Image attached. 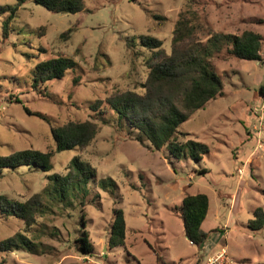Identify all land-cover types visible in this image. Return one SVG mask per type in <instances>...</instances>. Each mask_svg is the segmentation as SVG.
I'll return each mask as SVG.
<instances>
[{
    "label": "rangeland",
    "instance_id": "374dc122",
    "mask_svg": "<svg viewBox=\"0 0 264 264\" xmlns=\"http://www.w3.org/2000/svg\"><path fill=\"white\" fill-rule=\"evenodd\" d=\"M189 1L84 0L85 9L77 13H56L27 1L16 11L7 37L3 21L11 10L0 12V154L55 151L52 127L87 119L99 125L86 148L55 152L50 171L34 165L2 170L0 194L21 202L43 191L47 175L65 173L76 155L96 173L83 210L44 199L46 212L27 227L0 209V242L17 232L42 242L35 252L0 250V264H221L216 259L223 249L228 264H264V227L249 226L254 210L264 209V0H204L193 18L201 25L197 35L203 42L209 30L263 35L262 61L237 59L225 50L212 57L225 94L177 130L180 141L208 145L200 159L177 158L165 147L149 149L116 111L90 107L115 92L144 91L153 51L129 47L127 41L156 36L170 53L176 21ZM15 4L0 0V6ZM58 55L73 58L76 67L34 87L35 66ZM199 192L210 200L202 228L217 230L210 232L204 249L188 240L177 213L186 194ZM118 208L125 212L126 240L111 247ZM84 229L94 246L91 253L77 248Z\"/></svg>",
    "mask_w": 264,
    "mask_h": 264
},
{
    "label": "trees",
    "instance_id": "16d2710c",
    "mask_svg": "<svg viewBox=\"0 0 264 264\" xmlns=\"http://www.w3.org/2000/svg\"><path fill=\"white\" fill-rule=\"evenodd\" d=\"M27 1L42 5L56 13H77L85 9L84 0H16L11 6H0V12L11 10L3 21V35L8 36L10 23L16 15L19 6ZM203 0H190L188 10L181 13L176 21L171 41V52L163 47V40L152 35H140L137 39L127 41L129 47L139 44L153 51L148 61L149 74L141 86L143 92L133 90L112 93L105 100L98 99L90 107L93 111L113 109L119 119H125L127 125L136 130V139L147 148L161 150L164 147L177 158L200 159L209 151L206 143L177 138L178 127L210 100L223 96L224 83L220 74L214 68L211 59L224 50L237 59L262 61L261 54L263 35L253 30L242 33H225L208 31V38L203 42L198 38L201 28L199 23L193 24V18L199 16ZM162 18L161 16H156ZM70 30H68L69 32ZM77 62L68 56L58 55L38 62L33 71V86L46 83L55 78H62L69 69L75 68ZM262 93L264 86L261 87ZM99 131L97 122L69 121L63 125L52 127L55 140V151H42L35 148L16 150L9 154H0V175L4 168H16L21 165H34L44 171L53 167L52 159L55 152L66 149H84L93 141ZM149 142V143H148ZM205 171V169L203 170ZM95 167L88 161L74 156L63 174L47 175V184L42 192L33 194L26 201H15L5 194H0V209L2 212L21 218L27 227L36 223L37 217L45 213L49 207L62 205L64 207L81 206L83 210L89 193L88 183L95 176ZM210 200L206 193L186 194L178 208V215L183 221L185 236L201 249L211 231L202 228L208 214ZM83 228L86 226L85 214L81 215ZM253 230L264 227V209L257 207L254 218L249 221ZM126 219L123 209L114 211L113 223L109 238L110 246L125 244ZM77 248L83 253H91L94 246L84 229L76 239ZM42 242H36L23 232L0 242V250L25 249L30 252L39 250ZM160 259V256H158Z\"/></svg>",
    "mask_w": 264,
    "mask_h": 264
},
{
    "label": "built area",
    "instance_id": "2783aa9c",
    "mask_svg": "<svg viewBox=\"0 0 264 264\" xmlns=\"http://www.w3.org/2000/svg\"><path fill=\"white\" fill-rule=\"evenodd\" d=\"M221 259V260H219ZM216 260H219L221 264H228V261L230 260L229 257H227L225 250L223 249L219 254L218 258Z\"/></svg>",
    "mask_w": 264,
    "mask_h": 264
},
{
    "label": "crops",
    "instance_id": "0c3cea01",
    "mask_svg": "<svg viewBox=\"0 0 264 264\" xmlns=\"http://www.w3.org/2000/svg\"><path fill=\"white\" fill-rule=\"evenodd\" d=\"M212 234V233H211ZM210 234V235H211ZM205 242L201 245V249H204ZM213 245V244H212Z\"/></svg>",
    "mask_w": 264,
    "mask_h": 264
}]
</instances>
